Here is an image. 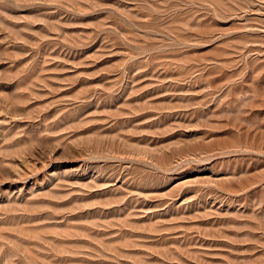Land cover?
Segmentation results:
<instances>
[{"label": "rangeland", "instance_id": "obj_1", "mask_svg": "<svg viewBox=\"0 0 264 264\" xmlns=\"http://www.w3.org/2000/svg\"><path fill=\"white\" fill-rule=\"evenodd\" d=\"M0 264H264V0H0Z\"/></svg>", "mask_w": 264, "mask_h": 264}]
</instances>
